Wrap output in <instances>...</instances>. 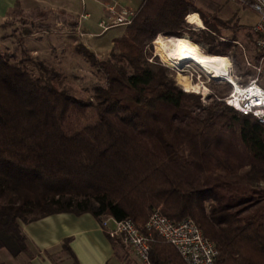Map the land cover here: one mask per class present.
Wrapping results in <instances>:
<instances>
[{
    "label": "trees",
    "instance_id": "trees-1",
    "mask_svg": "<svg viewBox=\"0 0 264 264\" xmlns=\"http://www.w3.org/2000/svg\"><path fill=\"white\" fill-rule=\"evenodd\" d=\"M193 12L202 28L186 20ZM23 13L15 0L7 14ZM50 13L26 12L39 20ZM226 28L232 36H223ZM239 28L192 0H141L107 58L76 45L101 79L84 99L0 52V248L9 232L25 248L20 222L55 213L130 219L146 233L158 209L173 222L193 219L217 248V264H264V123L224 102L228 84L225 94L211 85L208 101L185 91L151 50L158 34L175 36L199 43L206 54H230L241 76ZM254 49L256 65L262 52ZM107 236L120 257V240ZM62 249L78 264L67 241ZM149 258L185 264L156 233Z\"/></svg>",
    "mask_w": 264,
    "mask_h": 264
},
{
    "label": "rangeland",
    "instance_id": "rangeland-1",
    "mask_svg": "<svg viewBox=\"0 0 264 264\" xmlns=\"http://www.w3.org/2000/svg\"><path fill=\"white\" fill-rule=\"evenodd\" d=\"M64 1L65 0H62L63 3H65ZM192 1L205 13L215 15L221 21H226L230 24L236 23L240 26L235 35L237 43L240 44L237 45H239L238 47H240L242 51L243 63H241V71L244 74L241 76L234 75L237 69L229 54L224 57H226L230 63V75L236 77L238 83L242 82L243 84H245L246 81L248 82L251 78H257L258 83L264 87V63L255 65V49L251 41L248 40L249 36L246 35V29L252 27L258 20L256 12L248 4H244L239 0ZM76 2L77 4H82V11H84V13L89 12L91 30L102 32L101 28L96 25L98 17L101 16L102 18L105 16L102 15V6L100 3L92 0H76ZM27 11H23V14H14L5 19L11 24L4 28L0 27V52L10 54L11 60L22 65L32 76L40 77L46 82H52L59 89L75 97L81 99L89 97L92 93L91 84L101 79L95 68L88 63L85 57L76 52L75 47L78 44H82L98 59H105L108 57L112 46V44H109V40L106 39L111 34H114L115 30H110L105 34L102 32L100 34L102 37L101 40L90 42V39L93 37L86 35L82 27L76 28L78 25V17L76 18L77 22L75 24L74 18L68 19L60 16L61 13L57 15L52 12L46 19L39 20L37 17L35 18V16L26 14ZM193 13H196L200 20L199 23H194L196 25L194 28H202L203 23L199 14L197 12ZM189 14L186 15V20H188L187 16ZM188 22L191 23V21ZM25 28L31 31L30 34L23 33V29ZM122 29V31H124V27H122ZM80 33H82V35H80ZM223 34L225 37L232 36V32L227 28L223 29ZM160 36H175L158 34L152 42L151 50L153 56H156L160 63L173 70L174 78L178 84L185 87L180 82L186 79L191 85V89H198V91H200L199 95L203 101H208L207 96L212 93L211 85L219 86L221 90L224 89L223 94L226 93L227 88L225 84L230 85L227 80L208 77V75L202 72L200 73L197 70H192L191 68L182 71L175 66L169 65L166 61V54L157 43V38ZM186 38L189 39L188 37ZM197 45L203 52V49H201L203 46L199 43ZM244 55H246L250 63L249 65L245 63ZM200 81L205 83V87H203ZM122 249L126 250L125 248Z\"/></svg>",
    "mask_w": 264,
    "mask_h": 264
},
{
    "label": "crops",
    "instance_id": "crops-1",
    "mask_svg": "<svg viewBox=\"0 0 264 264\" xmlns=\"http://www.w3.org/2000/svg\"><path fill=\"white\" fill-rule=\"evenodd\" d=\"M15 0H0V22L8 17V11L13 7ZM102 6V15L106 14V5L110 0H92ZM119 5L137 9L141 0H116ZM19 0L20 8L27 11L34 7L51 9L53 13L60 14L68 19H75L83 10L82 4L76 0ZM98 3V4H99ZM60 11V12H59ZM84 13V11H82ZM88 17L80 19L78 24L86 35L93 38L90 42L101 40L102 32L92 31ZM101 16L98 17L96 25ZM122 25L112 26L114 34L107 37L109 44L123 33ZM103 220V219H102ZM26 236V247L23 248L12 233L1 234L4 247L0 248V264H76L73 258L66 254L62 245L65 241L73 252L78 264H138L130 250H122V255L116 256L107 236L106 229L101 221L90 213L74 214L61 212L33 220L28 223L20 222ZM109 226L112 223L109 222ZM123 248V247H122Z\"/></svg>",
    "mask_w": 264,
    "mask_h": 264
},
{
    "label": "built area",
    "instance_id": "built-area-1",
    "mask_svg": "<svg viewBox=\"0 0 264 264\" xmlns=\"http://www.w3.org/2000/svg\"><path fill=\"white\" fill-rule=\"evenodd\" d=\"M239 1L248 4L258 15V20L251 29L254 36V47L262 52L259 63H264V0ZM133 15V9L119 5L116 0H110L106 5L105 16L97 24L103 32L112 26L128 25ZM86 17L88 14L81 12L78 21ZM78 27H80L79 24L76 28ZM244 60L247 65L250 64L246 55H244ZM231 78L233 81H228L231 88L225 95L224 102L243 114H251L259 122L264 123V87L258 83L257 78H251L245 84L238 83L236 77L231 76ZM200 82L205 87V83ZM183 89L200 94L198 89L186 87ZM109 222L112 226H109ZM101 226L106 229L110 237L120 240L123 248L133 253L138 264H152L149 258L152 233H156L173 245L185 264H217V248L189 217L173 222L155 209L145 222L146 233L139 231L130 219L116 220L109 216L101 221Z\"/></svg>",
    "mask_w": 264,
    "mask_h": 264
},
{
    "label": "bare ground",
    "instance_id": "bare-ground-1",
    "mask_svg": "<svg viewBox=\"0 0 264 264\" xmlns=\"http://www.w3.org/2000/svg\"><path fill=\"white\" fill-rule=\"evenodd\" d=\"M187 19L191 23L200 22L196 13L189 14ZM157 43L166 54V61L169 65L182 71L191 68L208 75V77L233 81L230 75V63L226 57L203 53L197 44L177 37L160 36L157 38ZM180 83L191 88L186 79Z\"/></svg>",
    "mask_w": 264,
    "mask_h": 264
}]
</instances>
